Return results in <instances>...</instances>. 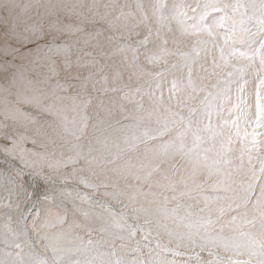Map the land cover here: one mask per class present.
I'll return each instance as SVG.
<instances>
[{"label":"clouds","instance_id":"9594fccd","mask_svg":"<svg viewBox=\"0 0 264 264\" xmlns=\"http://www.w3.org/2000/svg\"><path fill=\"white\" fill-rule=\"evenodd\" d=\"M140 2L0 0V128L35 137L53 186L84 194L60 205L67 222L53 223L54 231L85 230L125 264H141L138 248L166 264H262L264 221L256 214L255 223L243 222L253 215L245 178L232 191L215 189L203 164L212 142L197 146L194 134L209 123L206 99L225 100L214 125L228 115L229 95L246 86L252 101L264 78V25L255 18L264 0H240L255 6L248 15L235 0H171L183 6L179 20L153 11L158 0H142L143 9ZM129 95L141 104L126 103ZM18 110L34 123L10 118ZM164 208L176 212L166 227ZM23 239L33 255L48 254L35 232ZM8 246L0 238V250Z\"/></svg>","mask_w":264,"mask_h":264},{"label":"snow or ice","instance_id":"6c2138e0","mask_svg":"<svg viewBox=\"0 0 264 264\" xmlns=\"http://www.w3.org/2000/svg\"><path fill=\"white\" fill-rule=\"evenodd\" d=\"M10 9L9 30L15 32L17 19V6L8 5ZM139 7L143 9L142 0ZM237 12L243 11L244 15L255 12V6L251 8L245 3L241 5L240 0H235ZM153 11L163 14L172 13L173 18L179 20L183 16V6L171 0H158L153 5ZM257 22L264 25V10L255 13ZM239 24H243V17H239ZM235 29V26H234ZM57 53L59 49L53 45ZM8 55L7 52L4 53ZM264 63V61H262ZM29 102L34 103L50 111L41 105L39 97L30 98ZM126 103L140 105L135 96L129 95ZM205 111L208 114V125L201 132L194 134V143L199 146L203 141H211L212 147L206 150L203 157V164L210 173L217 177L213 187L225 192L232 191L238 177L243 176L240 188L245 193V206L251 204L252 216H246L244 223H255V215L258 214L264 221V78L256 81L252 101L246 93V86L242 88L239 95L227 98L228 115H221V123L213 124L214 113H223L225 100L223 96L216 99H206L204 102ZM23 121L25 124L34 123L35 118L30 112L22 110L15 111L13 117ZM134 137H129V142H134ZM36 139L27 133H16L11 129L5 131L0 128V157L8 162H15L11 172L0 171V191L5 193L0 198V238L8 242V247L0 250V264H64V256L71 252L97 253L98 243L93 239H84L79 235L71 234L70 231L56 232L52 224H64L67 222L66 212L60 210V205L67 199H83L84 194L75 195L67 188L58 190L53 186L50 176L44 175L43 156L36 152ZM210 153V154H207ZM235 154V155H234ZM40 176L47 190L39 199V210L30 219H26L25 206L31 203L34 193L23 188L20 181L25 175ZM206 202L213 201L210 193L204 194ZM219 196L215 201L219 202ZM223 213V208L218 209ZM176 212L173 209L164 208L161 210L163 226H167L166 219L175 218ZM207 217L201 218V225L208 222ZM71 228V226H69ZM29 237L35 232L42 237V242L48 254L37 257L29 250L27 241L23 239L24 233ZM210 246H216V240H210ZM255 242H253L254 244ZM140 256H144L141 264H166V257L160 253L149 252L145 255L143 249H136ZM92 264H113L111 259L100 258ZM115 264H125V261L117 259ZM134 264V262H133ZM264 264V262H262Z\"/></svg>","mask_w":264,"mask_h":264},{"label":"bare ground","instance_id":"6f19581e","mask_svg":"<svg viewBox=\"0 0 264 264\" xmlns=\"http://www.w3.org/2000/svg\"><path fill=\"white\" fill-rule=\"evenodd\" d=\"M1 167V166H0ZM37 204V203H36ZM32 205V204H30ZM27 207V206H26ZM39 206H29V214L31 217L34 216V212L38 209ZM76 235H79L80 237L84 239H92L91 235L87 233L85 230H76ZM109 247L107 244H99L98 245V252L89 254L84 252H71L64 256V264H92L94 260L104 258V259H111L113 264H115V261L118 259L115 255H112L109 253Z\"/></svg>","mask_w":264,"mask_h":264},{"label":"rangeland","instance_id":"374dc122","mask_svg":"<svg viewBox=\"0 0 264 264\" xmlns=\"http://www.w3.org/2000/svg\"><path fill=\"white\" fill-rule=\"evenodd\" d=\"M0 166H1L0 171L11 172V169L17 165H15V162H8L2 157H0ZM20 184L23 188L34 193L33 200L31 201V203L26 205L27 207L25 206V212H24L26 219L30 220L32 217L29 214V206H32V207L34 206V208L39 206V199L36 194H38L39 196H42L43 193L47 190V185H45L43 181L37 180L36 178L28 174H26L25 177L20 181ZM36 212L37 210L34 212V215L36 214Z\"/></svg>","mask_w":264,"mask_h":264}]
</instances>
